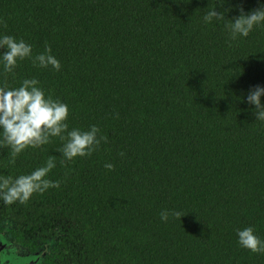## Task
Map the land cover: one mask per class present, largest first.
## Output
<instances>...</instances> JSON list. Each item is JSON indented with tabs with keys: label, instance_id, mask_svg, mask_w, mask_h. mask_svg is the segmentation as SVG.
Returning a JSON list of instances; mask_svg holds the SVG:
<instances>
[{
	"label": "trees",
	"instance_id": "trees-1",
	"mask_svg": "<svg viewBox=\"0 0 264 264\" xmlns=\"http://www.w3.org/2000/svg\"><path fill=\"white\" fill-rule=\"evenodd\" d=\"M262 5L0 0V36L33 56L50 46L61 64L25 59L5 73L0 63V87L37 79L69 107V130L95 125L107 137L64 164L57 137L14 162L0 149V175H28L51 156L47 179L60 184L24 204L0 201V232L44 253L42 264H264L237 236L251 226L264 240V121L247 103L264 87V23L235 40L226 28L241 7ZM215 8L225 19L205 23Z\"/></svg>",
	"mask_w": 264,
	"mask_h": 264
},
{
	"label": "clouds",
	"instance_id": "clouds-1",
	"mask_svg": "<svg viewBox=\"0 0 264 264\" xmlns=\"http://www.w3.org/2000/svg\"><path fill=\"white\" fill-rule=\"evenodd\" d=\"M240 14L226 24L232 40L238 37H248L255 26L264 23V5L245 13L241 7ZM205 23L213 19L224 20V12L215 9L208 11L204 17ZM3 23V22H0ZM6 27V23L4 24ZM31 59L40 68L51 66L56 71L61 69L59 60L51 55L50 46L46 45L45 52L33 56L31 45L24 40H17L13 36H0V63L5 73H10L18 62ZM37 79H25L18 88L0 87V149H7L13 162L15 158L27 148H40L50 143L52 137L63 141L59 149L63 159L72 161L77 157L91 156L97 151L101 142L107 143L106 136H99L100 129L93 125L88 130L71 129L67 123L69 107L51 96H46L42 88L38 87ZM264 87L255 86L247 95V103L254 105L256 120L264 121ZM123 155V153H121ZM56 167L55 157H49L46 164L28 175H20L13 179L11 176L0 175V201L11 205L17 201L26 203L34 194L43 193L50 187L58 188L59 181L47 179L48 174ZM105 168L113 170L114 165L105 164ZM171 215L176 219L185 216L175 211ZM188 215V214H187ZM162 221L167 222V210L160 213ZM238 243L252 253L264 254V240L255 235L254 228L249 226L237 232Z\"/></svg>",
	"mask_w": 264,
	"mask_h": 264
},
{
	"label": "flooded vegetation",
	"instance_id": "flooded-vegetation-1",
	"mask_svg": "<svg viewBox=\"0 0 264 264\" xmlns=\"http://www.w3.org/2000/svg\"><path fill=\"white\" fill-rule=\"evenodd\" d=\"M27 252V256H31L29 250L24 247L18 246L15 241L9 236V233L0 232V264H16V258L18 254L26 256L25 252ZM34 254L39 255V262L34 263L32 258L27 259L26 261L21 262V264H42L44 259V253L42 252H33ZM36 260V259H35Z\"/></svg>",
	"mask_w": 264,
	"mask_h": 264
},
{
	"label": "rangeland",
	"instance_id": "rangeland-1",
	"mask_svg": "<svg viewBox=\"0 0 264 264\" xmlns=\"http://www.w3.org/2000/svg\"><path fill=\"white\" fill-rule=\"evenodd\" d=\"M23 252H25V251H23ZM25 254H26V256H24V255H21V254H18V257L16 258V261H15V263L16 264H21V262H23V261H26V258L27 259H29V258H32L34 261V263H38L39 262V255L38 254H34V253H32V254H30L31 256H27V252H25ZM26 257V258H25ZM36 259V260H35Z\"/></svg>",
	"mask_w": 264,
	"mask_h": 264
}]
</instances>
